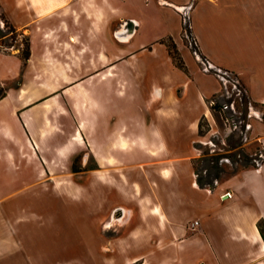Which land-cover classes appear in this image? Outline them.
Here are the masks:
<instances>
[{
    "label": "crops",
    "instance_id": "0c3cea01",
    "mask_svg": "<svg viewBox=\"0 0 264 264\" xmlns=\"http://www.w3.org/2000/svg\"><path fill=\"white\" fill-rule=\"evenodd\" d=\"M0 7L30 51L22 61L19 49L0 47V221L12 202L48 198L49 185L69 222L52 256L74 257L75 235L96 264H264V163L216 177L211 188L198 185L192 162L206 99L220 89L194 53L238 75L264 106V0ZM186 19L195 51L184 41ZM251 135L264 146V118ZM20 181L39 191L1 193ZM116 206L122 221L109 236L103 222ZM0 227L5 242L10 227ZM0 264L10 257L2 253Z\"/></svg>",
    "mask_w": 264,
    "mask_h": 264
},
{
    "label": "rangeland",
    "instance_id": "374dc122",
    "mask_svg": "<svg viewBox=\"0 0 264 264\" xmlns=\"http://www.w3.org/2000/svg\"><path fill=\"white\" fill-rule=\"evenodd\" d=\"M5 20L8 19L0 7V29L7 32L5 40L14 44V46L10 47L15 49L23 48V35L19 33L12 35L8 32ZM183 24L184 41L192 51H195L193 39L189 34L188 20H183ZM19 31L25 34L24 31ZM12 36H14L13 39ZM163 43L166 45L167 50L171 52L173 61L179 63V56L171 40L164 39ZM193 56L202 71L212 74L220 83L218 92L206 99L208 115H204L199 121V139L194 143L198 149V154L192 159L196 178L199 176L204 179L210 178L214 182L215 178H213V175L215 172H217V177L219 178L241 168L260 166L264 163V146L258 139L252 137L251 131L253 123L264 118V106L252 101L247 92L236 95L229 88L230 92L226 94V91L222 88L221 77L217 74L222 75V72H216L217 68L226 69L221 67L214 68V66L204 69V65L210 62L200 55H195V53ZM226 71L230 73L229 70ZM236 76L238 77V75ZM240 82L242 83L241 80ZM231 100L235 101V112L220 108L223 103H229ZM212 101L215 102V106H218L217 108L211 106ZM226 118H228L227 121ZM74 161L75 171L78 173L83 172L84 169L79 168V158ZM92 166H94L93 163H90V167ZM213 166H216L217 169L215 170ZM209 174L210 176L207 177ZM23 185L24 183L20 181L11 184L10 187L5 186V190L1 193L5 194L7 190L12 191L23 187L20 190L22 193L17 196L32 197L31 192L36 193L39 191L38 185ZM48 187L49 193L45 195H48V198H44L42 201L21 200L12 202L10 217L6 218L8 220H5V222L0 221L2 228L6 226V229H8L10 227L11 231L10 233H5L7 236L5 242L2 241L1 235L3 233L1 234L0 232V255L2 253L7 254L11 259V264H96L93 259L87 256L79 238L75 235L73 238L76 244L74 257H68L67 254L62 255V253L52 256L51 249L54 246L56 247L59 239L66 241L67 224L69 222L65 215V207L61 202L62 200H60L61 196L59 195V198L56 197L55 188L49 185ZM50 193L53 197L58 198L57 201L55 199V201L51 200L52 196ZM119 208V206L114 207L106 218V223L105 221L103 222V225L106 226L105 228L109 230L107 232L109 236L115 235L114 227L122 221V211ZM3 244H5V248L2 250ZM8 244H10V249L6 248Z\"/></svg>",
    "mask_w": 264,
    "mask_h": 264
},
{
    "label": "trees",
    "instance_id": "16d2710c",
    "mask_svg": "<svg viewBox=\"0 0 264 264\" xmlns=\"http://www.w3.org/2000/svg\"><path fill=\"white\" fill-rule=\"evenodd\" d=\"M5 25L8 29V32H10L12 35H14L15 33H19L21 35H23L24 37V41H23V48H18L19 49V53H20V57L22 59V61H25L28 56H29V37L26 34H23V32L17 30L8 20H5ZM183 29H184V24H183ZM7 34V32L3 31L2 29H0V47L2 48H8L10 46H14V44L12 42H8L7 40H5V35ZM14 38V36H12V39ZM173 45V44H172ZM174 47V45H173ZM175 49V47H174ZM176 50V49H175ZM171 54V52H169ZM177 53V52H176ZM172 56V55H171ZM179 59V58H178ZM176 65L181 66V62L179 59V63L178 62H174ZM6 90L7 88L5 86H0V98H2L5 94H6ZM218 106H214L213 108H217ZM214 158V157H213ZM215 160V159H214ZM213 168L216 170L217 167L213 166ZM72 169L75 171V161L72 165ZM209 175H207V177H209ZM217 172L214 173L213 178H216ZM197 183L199 186L203 187V186H208V187H213V182L212 179L210 178H202V177H197ZM258 228L259 231L262 235V238L264 240V222H259L258 223Z\"/></svg>",
    "mask_w": 264,
    "mask_h": 264
},
{
    "label": "built area",
    "instance_id": "2783aa9c",
    "mask_svg": "<svg viewBox=\"0 0 264 264\" xmlns=\"http://www.w3.org/2000/svg\"><path fill=\"white\" fill-rule=\"evenodd\" d=\"M208 64V65H207ZM206 65H204V69H208L209 67H212L213 65L210 63H207ZM217 68V67H214ZM222 72V75H219V77H221L222 80V88L224 91H226V94H229V88L232 89V92L236 95H240V93H245L247 92L244 85L240 82V79L233 73H229L226 70H222L220 68H217L216 72ZM231 78H230V77ZM211 106L214 107L215 106V102L212 101L211 102ZM221 109L223 110H229V111H236L235 109V101L231 100L229 103H223L220 106ZM228 120V118H226V121ZM259 166V165H258ZM197 222H194V224H196Z\"/></svg>",
    "mask_w": 264,
    "mask_h": 264
}]
</instances>
